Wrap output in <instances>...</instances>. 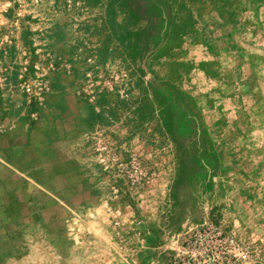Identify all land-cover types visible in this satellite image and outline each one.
<instances>
[{
  "label": "crops",
  "instance_id": "0c3cea01",
  "mask_svg": "<svg viewBox=\"0 0 264 264\" xmlns=\"http://www.w3.org/2000/svg\"><path fill=\"white\" fill-rule=\"evenodd\" d=\"M217 14L219 37L172 68L200 113V168L183 179L164 107L133 122L105 121L112 107H50L42 120L14 121L0 131V264H161L164 240L187 221L176 210L193 182L206 209L218 198L236 225L240 200L264 202V0H231ZM129 152L149 169L141 188L117 173L116 158ZM247 219L264 227V215Z\"/></svg>",
  "mask_w": 264,
  "mask_h": 264
},
{
  "label": "rangeland",
  "instance_id": "374dc122",
  "mask_svg": "<svg viewBox=\"0 0 264 264\" xmlns=\"http://www.w3.org/2000/svg\"><path fill=\"white\" fill-rule=\"evenodd\" d=\"M229 1L0 0V131L14 121L42 120L50 107H112L102 116L117 123L133 122L147 98L151 107H164L154 91L161 85L157 75L195 43L219 37L217 11ZM151 107L145 108L150 115ZM176 117L180 124L200 121L186 106ZM196 184L192 191L182 190L185 200L176 215L187 221L164 240L161 264L207 217L223 231L234 232L240 242L261 249L250 260L231 264H264V239L253 234L264 227L247 221L254 213L264 215V202L254 207L240 200L236 225L218 198L206 209Z\"/></svg>",
  "mask_w": 264,
  "mask_h": 264
},
{
  "label": "built area",
  "instance_id": "2783aa9c",
  "mask_svg": "<svg viewBox=\"0 0 264 264\" xmlns=\"http://www.w3.org/2000/svg\"><path fill=\"white\" fill-rule=\"evenodd\" d=\"M96 142L97 152L109 151V143L105 139L101 137ZM116 170L131 186L139 188L146 183L150 175L143 158L133 153L126 159L118 155ZM183 238L176 252L163 264H231L237 259L250 260L252 254L261 251L250 243L240 242L234 232L223 231L222 227L214 224L209 217L194 225Z\"/></svg>",
  "mask_w": 264,
  "mask_h": 264
},
{
  "label": "trees",
  "instance_id": "16d2710c",
  "mask_svg": "<svg viewBox=\"0 0 264 264\" xmlns=\"http://www.w3.org/2000/svg\"><path fill=\"white\" fill-rule=\"evenodd\" d=\"M168 65H169V69L166 72L167 74L165 73V76L157 75V79L159 80V82L161 81V85L160 86L155 85L154 91L157 99H159L160 103L164 106V109L160 111V118L163 120L165 130L176 141V145L180 153L179 163L181 165V168H183V172H184L183 179H184V177L188 176L189 173L193 174L196 168H200L198 167L199 165H197L195 162L196 153L199 150L198 141H196L195 138V133H196V129L200 127L201 124L200 122H199L200 125L195 124L194 122H191L192 120L180 124V122L175 121L177 120L176 112L181 107L186 106L192 109L195 112V115H197V117L199 116V118H200V113L194 100L184 91H182L175 83H173L172 81L173 60H171L168 63ZM164 82L166 83V88H168L167 90L166 88L164 89L163 87ZM152 104L153 102L149 101L148 98L147 101L141 102V106L139 107L141 111L139 119L146 120V119H151L149 118V116L150 117L154 116L155 112L152 113V115H150L148 112H146L147 110L145 109L147 107H151ZM151 108L153 109V111H155V107H151ZM142 110H144L145 112L143 113ZM186 130L187 132H185ZM185 138H187V141ZM192 160L195 166L190 167Z\"/></svg>",
  "mask_w": 264,
  "mask_h": 264
}]
</instances>
